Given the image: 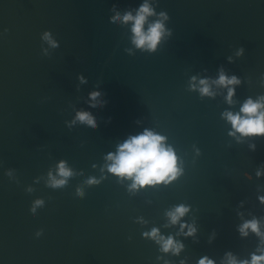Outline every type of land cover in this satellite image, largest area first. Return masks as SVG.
Returning <instances> with one entry per match:
<instances>
[{
  "label": "water",
  "instance_id": "obj_1",
  "mask_svg": "<svg viewBox=\"0 0 264 264\" xmlns=\"http://www.w3.org/2000/svg\"><path fill=\"white\" fill-rule=\"evenodd\" d=\"M141 2L0 0V264H156L157 247L140 232L157 226L165 235L174 233L178 225L165 227V212L182 202L193 207L182 219L195 218L199 226L197 240L181 237V257L187 255L190 264L205 253L218 257L231 249L246 256L254 248V236L240 238L235 230L236 207L243 199L245 209L264 213L256 200L264 176L254 174L264 162V137H253L251 150L248 141L228 136L221 113L264 93L258 82L264 72V0H149L168 12L172 36L154 53H127L128 26L111 24V9L134 12ZM45 29L59 41L48 55L41 52ZM241 45L244 54L237 56ZM220 65L242 79L231 105L219 86L213 85V97L188 88L192 75L214 77ZM81 74L88 84L78 85ZM97 84L107 103L91 109L87 96ZM80 110L93 112L96 129L69 130L66 121ZM145 127L166 135L183 157L181 177L131 193L105 169L99 184H83L102 175L105 153ZM60 161L75 175L68 187L51 190L48 172L55 174ZM245 170L253 173L251 180L243 177ZM78 187L83 198L75 196ZM36 197L45 206L33 215L29 205Z\"/></svg>",
  "mask_w": 264,
  "mask_h": 264
},
{
  "label": "clouds",
  "instance_id": "obj_2",
  "mask_svg": "<svg viewBox=\"0 0 264 264\" xmlns=\"http://www.w3.org/2000/svg\"><path fill=\"white\" fill-rule=\"evenodd\" d=\"M111 11L112 15L109 21L111 24L121 23L128 26L132 47L125 49L127 53H133L134 49H138L140 52L154 53L163 41L172 36L173 30L166 24L170 19L168 12L166 10L157 11L149 0H142L134 12L130 9L121 12L117 5H113ZM3 31L7 32L8 29L4 28ZM40 39L42 41L41 52L44 55H48L51 49L59 46V41L54 38L49 29L40 33ZM45 44L47 47L44 46ZM244 51L242 45L238 46L236 55L242 56ZM226 59L229 62L232 61L231 56ZM77 81L78 85L89 83L83 74L77 76ZM258 82L260 86H264V72L259 74ZM241 83L242 79L239 75L225 71L223 65H220L214 77L192 75L189 78L188 88L197 91L201 96L213 97L216 95L213 85L219 86L225 89L224 100L231 105L234 103L236 86ZM95 89L90 91L87 96L86 103L91 109L100 108L107 103L104 93L98 90L100 89L99 84L95 86ZM221 117L230 125L227 131L228 136L234 137L237 142L248 141V147L255 150L256 143L253 137H264V93L258 94L255 98L251 95L245 97L238 110L225 109L221 113ZM76 125L96 129L97 118L91 111L80 110L76 112L71 121H66L69 130ZM167 139L166 135L148 127L134 135H128L116 145L115 151L104 154L105 162L101 165L102 175L100 177L88 176L83 180V184H99L106 178L104 172L106 169L107 173L116 177L117 183L124 184L131 193L155 188L159 185H169L184 174L185 167L183 157L178 155L175 147L168 143ZM195 152L199 155L200 149L195 148ZM11 173V169H5V175L11 176ZM254 174L257 179L264 176V162L257 165ZM74 175L75 172L67 162L60 161L55 174L52 171L48 172L46 187L51 190H62L69 186ZM80 175L83 176V173ZM242 175L247 180L253 178V173L246 170ZM25 191L30 193L33 189L28 186ZM75 196L83 198L85 196L84 188L78 187ZM256 200L259 204L264 205V191L257 190ZM244 204L245 200L243 199L237 203L236 216L240 218V222L235 224V230L240 238L254 236L256 238L254 248L246 256H241L231 249L225 250L218 257L205 253L195 259V264H264V213L256 215L245 209ZM44 206V199L36 197L29 205V212L35 215L37 209ZM192 211V205L183 202L166 210L165 215L168 219L164 226L178 225L174 233L170 232L165 235L157 226L140 232L142 238L150 240L156 245L158 253L155 257L156 264H190L187 255L181 257V253L185 249V243L181 237L198 239L199 226L196 219H182ZM136 219L141 223H146L142 217ZM211 233L212 235L208 238L209 243L216 236L215 230ZM34 235L39 239L43 235V229L37 230ZM170 257H180V259L173 261Z\"/></svg>",
  "mask_w": 264,
  "mask_h": 264
}]
</instances>
